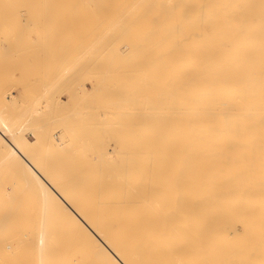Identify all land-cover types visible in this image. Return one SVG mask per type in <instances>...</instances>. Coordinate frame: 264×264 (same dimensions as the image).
<instances>
[{
  "label": "bare ground",
  "instance_id": "6f19581e",
  "mask_svg": "<svg viewBox=\"0 0 264 264\" xmlns=\"http://www.w3.org/2000/svg\"><path fill=\"white\" fill-rule=\"evenodd\" d=\"M68 2L66 3L65 0H27L26 4L35 6V8L39 7V9L41 7L48 8L47 5L63 6L66 4V6L69 5V8L72 5L75 10L76 8L79 10V8L84 7V9L86 8V10L83 9L85 12H87L88 8L89 12H92L90 9L93 11L99 10L100 13L101 11L103 12L101 14L98 12L100 15H105V18L102 15L100 19L98 18L100 16H97L98 21L95 22L93 15L96 12L90 13L91 17H89L92 21H89L88 16H86L87 18L84 17L85 14L89 15V12H87L83 14L84 19L86 18L85 21L82 22L78 18L80 14L76 17L79 20L75 21L74 14L76 15L80 10L76 12L73 9L74 14L71 10V16L68 17L69 19H71L72 15L74 17L71 20H66L68 24H74L75 28L79 23H69L73 18L74 22H82L80 23L82 28L84 27V22V25L89 23L86 25L89 30L85 26L87 34H81L85 32V29H82L84 31H77L81 36L78 34L76 37L75 35L77 40L72 37L75 44L72 43L74 45L72 50L76 49V52L79 51L77 54H80L81 50L79 48L81 49L82 47V52L85 47L89 48L86 49L87 56L85 51L87 58L83 57L87 59L86 61L81 59L84 52L83 55L81 52L80 57L75 54L76 58L79 57L80 59L78 60L85 62L86 65L78 60L77 62L79 63L75 62L76 60L71 55L75 51L70 50V56L68 55L69 58L72 57L74 59V63L71 62L70 64L74 65L77 63L76 67L78 65V70L73 65L71 68L72 70L74 68L77 76H79L78 72H80V69H83L80 72L82 83H85L84 80L86 81V78L91 76L90 73L92 74L101 68L98 71L99 73L95 72L97 75L99 74L100 79H97L96 74L94 77L93 75L91 76L92 78L90 77V85L94 93L90 89L92 95H89L90 92L88 91V100L94 95L91 101L93 104L96 102L94 101L96 99V89H93V87H97L98 93L100 92L99 86L102 88L101 91L104 92V88L110 87L113 89L118 82L122 83L118 84L119 87L123 85L120 88L117 87L118 90L124 86L126 87V85L127 89L130 86L135 88L128 89V92L125 88L126 90H124L125 92L123 91V94L129 93V96H131V98L128 97L129 100H126L125 103L122 99L124 97L125 101L127 94L123 95L121 99V95L116 96V93H118L116 91V97H114L113 92L116 88L108 91V96L112 92L113 98L120 102L122 100L123 109L120 107L119 101H117L119 102L117 104L120 106L118 107L114 103L118 107L114 108L113 101L110 100L111 97L108 99L106 96L107 89L104 92V97L106 96L105 99H107V101L105 100L106 103L100 101L103 95L101 96L97 93V97L99 96L97 99H99L98 101L103 107L109 104L113 105V114L114 112L117 113V109L121 108L119 109L121 116L117 115L119 113L115 115L119 117H117L118 119L116 118L117 122L126 123L128 121L127 125L125 123L124 126L122 124L118 125L119 127L122 125V128L127 127L126 133L128 134H125L123 132L125 129L121 132L116 126L119 122L115 123L116 119H114L113 115L115 122L113 123L111 119L112 126L116 124L114 127L118 128V131H116L117 136L121 137V139L123 136L126 137L122 139L123 141L125 139L128 140V142L125 140L124 143L125 145L127 142V146L122 145L121 148L125 155L122 152L121 154L118 153L121 150L119 143L117 144L116 142L114 144L115 146L120 145L119 147H113V149H116H114L116 155L117 153L118 155H123V157L121 156L123 162H121V157V160H118L122 164L117 163V165L113 164L115 163L113 162L108 165L109 161L106 160L107 165L105 162L106 166H103L102 162L104 159L98 160L105 149L101 143L106 148L108 147L105 145L108 140L105 142L104 138L103 141L105 143H103L102 137L98 133L101 130L98 128H105L110 119L105 122L103 121L104 118H112V116L108 115L103 118V115L107 114L103 113L105 108L100 105L103 109L102 118H100L98 102H96L98 105H93L94 107L98 106L97 108L89 105V107L91 106L94 109L92 111L88 110L90 112L88 115H91L95 110L99 118L102 119L95 120L98 117L95 115L94 124L96 121H100L102 124L103 122L104 124L106 123V126L103 124L105 127H102L99 126L101 123L98 124L96 122L98 125L96 126L98 129L96 135L97 137L98 135L100 136L101 139H99L102 142L99 143L100 141H97L99 139L94 140L99 148L102 149L95 151L94 147V152L98 153L101 151V155L98 153L97 156L100 157L93 158L98 162L100 161V165L103 166L101 169L106 168V171L99 169L101 173H90L89 171L88 174L87 172H71L68 169L73 170L77 166L67 165L51 166L49 167L51 169V171L49 170L50 172L43 169L45 167L41 169L38 160L36 161L33 158L29 151L30 149L26 148L25 140L19 135L24 129V123L22 125L12 124L9 120L10 117H7L3 112L5 105L0 108V147L14 161L19 162V165L23 166L25 174L29 176L31 183L42 188V199L50 205L51 216L59 215L72 222L73 227H71L72 229L69 228L68 232L71 233L73 229L76 231L78 242L92 251V255L98 264H264V0H69ZM41 3L42 6H40ZM20 5H22L20 0H12V2L0 0V8L8 11L20 10ZM55 6L53 8H56V12L58 10L62 12L60 9L57 10L58 7ZM68 7L65 8L66 12L70 10H68ZM65 9L63 10L65 11ZM49 10L51 9L48 8L45 11L47 16H45L44 12L42 14H44L45 18L50 17L48 20L51 22L58 23V14L56 17V12L51 10V15L48 12ZM83 10L81 11L82 13ZM112 10H115V12H112ZM108 12L113 14L107 15ZM54 14L58 19L57 21ZM45 18V23H47L48 20ZM51 19L54 20L52 21ZM87 19L88 22L86 21ZM49 22L46 25L50 29L51 26H56V23H52L55 26L52 24L50 26ZM45 23L43 24L45 25ZM43 24L38 23L36 26H42ZM44 28H42L44 31L50 32L48 28ZM33 29H29V31ZM65 32L67 33V31ZM89 32L90 34H88ZM40 33L42 32L39 31L38 34ZM91 33L95 34V36ZM43 34L46 35L45 32ZM86 35L88 37L93 36V39L90 37L92 40H88V44L85 45L86 39L84 37ZM50 36L48 34V37ZM120 39H123V46L122 43L119 45L118 40ZM75 41H79V47ZM82 43L83 46L81 45ZM63 44L67 46L66 42ZM112 44L114 46L117 45L116 48ZM111 45L119 52H116ZM119 46H121V49H119ZM98 47H100V50H98ZM105 47H107V50L110 48V50H108V54L106 52V55H104L106 57L107 55H112L115 58L112 59L111 56H108L109 58L101 57L103 59L101 61L100 56H103L102 52L104 51L101 52V55L97 51H101V48L105 50ZM90 48H96V52H94V49L91 50V53L93 51L92 59L99 55L96 58L97 62H95L97 66L95 63L93 64L94 61L88 56ZM113 51L116 53L112 54ZM14 53L17 52L14 51ZM61 53L65 52L61 50ZM118 53L123 54L120 55ZM75 55L73 54V56ZM120 56L125 57L124 59H127V61L123 59V62L119 61ZM130 56L133 58L131 59ZM66 58L64 57V59ZM116 58H118L119 62ZM109 59L112 62L115 61V65L117 62V65H120L119 67L122 66L121 62L124 63V66L125 64L126 66L131 64V66L126 67L128 70L132 67L131 71H128L131 72V76L128 77V72H126L128 75L124 73V76L123 72L126 69L124 68L122 72L119 68L123 78L121 80L120 76H118V82L115 81L117 78L115 75L112 76V71L114 74L117 65L115 67L112 66L114 68L109 73L107 67L112 64ZM87 61H90L96 67L95 71L94 68L93 70L91 69L92 65H87L90 64ZM99 61L106 66L105 71L107 70V72L102 70L104 67L102 63H98ZM80 63L83 65L82 67ZM98 65L100 68H97L99 67ZM86 66L90 67L87 70L94 72H88L87 75ZM61 68L59 67V70H62ZM117 71H115L116 74ZM102 72L107 77L102 75L101 78L100 74ZM75 73L73 80L78 78L75 77ZM107 73L111 75L110 77H113L112 79H114L113 81L116 84L112 82L111 78L109 79L112 83L110 82L108 79L109 74ZM55 74L57 75V73ZM122 74L117 75L122 77ZM57 77L55 81L58 79ZM66 77H62L64 81L61 78L64 85L67 83ZM103 77H106L105 81ZM80 78L77 81L80 82ZM98 80L103 81L102 83L104 84L101 83L100 85ZM107 80L111 84L107 83ZM123 80L129 81L123 83ZM113 84L116 86H111ZM133 84H136V86H133ZM73 86L75 87V85ZM82 86L85 85L83 84ZM85 89L86 86L84 87ZM84 90L83 93L85 94L86 90ZM79 92H82V90L78 91L77 94L74 93L73 96L79 95ZM46 95L48 94L46 93ZM43 97L45 96L43 95ZM74 98L79 101L78 97L74 96ZM133 100L139 102H137L140 104L138 110L135 107L137 104ZM83 101L82 99V105L76 103L81 106L78 105L82 110H84L83 108L86 104L88 105L91 102H86L84 105ZM128 101L132 102L134 109L129 107L130 105L125 106ZM104 103L108 105L104 106ZM53 107L55 106L53 105ZM78 107L76 105V108ZM126 107L131 110L128 108L129 113L126 111L128 115L123 116L120 110H123L124 113V110L127 109ZM80 108L78 111H82ZM107 109L108 107H106L105 113L108 112ZM111 112L110 110L108 113L112 114ZM85 113L86 117L87 114ZM93 114L95 113L93 112ZM92 116L91 119H93ZM89 117H86L88 121ZM121 117L122 119L120 120ZM125 117L129 119L127 120ZM77 118L79 117L77 116ZM81 118L76 120V122L79 120L78 124H76L78 126L87 124L88 126L89 122L84 119L83 115ZM83 119L84 122L86 120V124L80 122ZM130 119L134 121L129 122ZM76 124L72 127L74 128ZM111 124L109 122V126L105 129L108 128L107 132L111 130L112 136L115 131L111 129ZM91 125L93 127L92 123ZM81 127L79 126L78 128ZM114 127L113 129L116 130ZM90 128L88 127L87 132L84 133L87 137L93 132L88 130ZM74 129L76 133L79 130L77 127ZM105 129L104 132L102 129L101 134L106 133ZM47 130L49 131V128ZM84 130L81 129L78 133L83 135ZM74 131L72 132L74 133ZM137 131L139 132L137 133ZM57 133H60V131ZM73 133L71 134L70 132L71 137L74 139ZM87 133H90V135ZM121 133L124 134L120 136ZM48 134L46 132L45 135L48 136ZM106 134L108 135V133ZM91 136L93 139V133ZM108 136L109 138L111 137L110 135ZM68 138L70 137L68 136ZM75 138L74 144L72 143L71 145L70 141L69 148L73 145L77 146V151H75L76 148L73 146L75 149L72 153L75 151L76 155L74 154V158L78 160L75 156L82 157L80 154L84 151H86V156V153L92 149V147L89 149L86 146L89 147L93 141L88 137L89 140H86L89 145H86L85 141L84 150L82 151L80 150L82 148L80 147L81 144L77 140L78 137L76 136ZM119 139L117 138L116 141ZM113 141L115 142V138ZM52 142L58 143L56 138ZM78 146L80 147L79 150ZM85 147L89 150L88 152ZM78 151L81 152L77 154ZM40 153L42 154V151ZM49 153L47 154L50 155ZM105 154L103 156L108 157ZM34 156L36 157V155ZM85 156L83 159H79L80 164L85 160ZM117 159L118 157L116 161ZM52 160L50 159L51 162ZM86 161L83 163L85 167L88 164L87 162H89ZM96 161V164L92 163L93 161L91 162V164H94L93 167L92 165L89 166V164L87 167L94 168L98 164ZM83 166L81 167L86 169ZM99 167H96V169ZM63 169L67 170L63 171ZM87 170L89 169L87 168ZM42 234V236H47L49 232L43 230ZM44 264L51 263L45 262Z\"/></svg>",
  "mask_w": 264,
  "mask_h": 264
},
{
  "label": "rangeland",
  "instance_id": "374dc122",
  "mask_svg": "<svg viewBox=\"0 0 264 264\" xmlns=\"http://www.w3.org/2000/svg\"><path fill=\"white\" fill-rule=\"evenodd\" d=\"M8 1L9 2H12V0H6V2H8ZM39 1H42V0H39ZM65 1H66V3H69L68 2L69 0H65ZM20 2L22 3V5H20V10H13V11L10 10V11H8L6 9H1L0 8V108H3L2 106L5 105L4 106L5 109L3 110V112H4V114L7 117H10L9 120H10V122L12 124L22 125L24 123L23 126H24V129L25 130L22 129V131H21V133H19V135H21L22 136V139L25 140V142H26V148L30 149L29 151H30L31 155L33 156V158L36 161L38 160V163H39L41 169L43 167H45L43 169H46V171L50 172L51 169L49 167H51V166H54V165L55 166L56 165L66 166L67 165V166H77L76 168H78V169H76L75 167L73 168V170L72 169H70V170L68 169V171H71V172H80V173H83V172L86 173L87 172V174L89 172L90 173H92V172L93 173L94 172L95 173H101V170L102 171H106V168L105 167L101 169V167H103L105 165V162H106V165H107V161L106 160L109 161L108 162V165H109V163L111 164L113 162H115L113 164H117V163L123 162V158H122L123 155H118V153H120V154H121V152L123 153V151H122L121 148H122V145H124L125 140H127V139H125L123 141L122 139H124L126 137L123 136V138L121 139V137L117 136L116 131H118L117 130L118 128L121 130V132L123 131V129H125L123 132L125 134H128V133H126L127 132L126 131L127 127L126 128H122V127L128 122L127 120L129 118L125 117L127 119V120L125 119L127 121L126 123L124 122L125 124L123 122L120 123L121 121H118L119 124H117V125L116 124H113V126H112V124H111L112 122L113 123L115 122L114 119H116L119 115L121 116V114H120L121 112H119V109H121V108L117 109L118 110L117 113H119V114H117L115 112L113 114V110H112V109L118 108L120 106L119 104H117L120 101L119 100H116V98H113L112 92L108 96V91H110V89H112V88H110V87L107 88L106 87V88H104L105 89L104 92L107 89V91H106L107 92V95L106 96L108 97V99H109V97H111L110 100L113 101L112 104L114 106L116 104L118 107L115 106L114 108H112L113 105H110V104L109 105L106 104V105H108V106H106L105 103H106L107 99H105L106 96L104 97V95H105L104 92L101 91V89H102L101 86H99V88H100V92L102 94L100 92L98 93L97 87L96 88L93 87V89H96L97 90V91L95 90L96 99H94V101L98 102V104H99V109H98V110H100V111H98L99 112V116H100V118H102V110L103 109L101 108L102 104H100L99 101H98L99 99H97L99 97V96L97 97L98 94H100L101 96L103 95L101 97L100 101L102 103L105 102L104 103V106L108 107V109H107L108 112H110V110L112 111L111 112L112 114H109L108 112L105 113L106 107H103L102 106L103 108H105L104 111H103V113L104 114H107V115H103V118L105 116H108V115H110V116L113 115L115 117V118L113 116H112V118L107 117L106 119L104 118L103 121L108 122V120L110 119L109 122L111 124L110 125L111 126V129L113 131H115V132H113V131L112 132L117 137H115V136L113 137V135H114L113 133H112V136H111V132H110L111 130L109 132H107L108 128L105 129L106 127L109 126V122H108V125L107 126H106V123L104 124V122H103V124L106 126L105 127V126H103V124L100 121L99 122L96 121L98 124H100V123L102 124V125L100 124L99 126L105 127V128H98V129L101 130V132H102V129H103V132H104V129H105V132L108 133V135H110L113 138V140L115 138V142H114L113 140H111L112 138L110 137L111 138L110 139L109 136L106 133H104L105 134V137H104V134L103 133L101 134V132H98V129L96 128V126H98V125H97L96 122H95V124H96L95 125L94 124V121L95 120H102V119L99 118V116L96 114V111L95 110L93 111L95 114H93V112H92L91 115H88V113H90V112H88V110L92 111L94 108H97L98 107V106L97 107H94L93 105L96 106L98 104L96 102H94V104H93V102L91 101L92 98L94 97V95H93V97L91 96V99L90 100H88L89 97H87L88 96L87 93H88V91L90 92V89L92 90V86L90 85V77L92 75L94 77L95 74L97 75V73H95V72H98L101 69L100 66L98 65L99 67H97V68H100V69H98V71H97L95 69L96 67L94 65H92V63L90 61H87L88 63L90 62V64H87V65H89V66L92 65L93 67L91 69L93 70V68H94V71L95 70L96 71L94 72L92 70H89L90 67L89 66H86V70H87V68H89L88 69L89 71L88 70L87 71L85 70L86 73H87V75H88V72L90 73L91 71L94 72V73H92V74L90 73L91 76L89 75L90 77H88V78H86L87 76L84 77V78H86V81L84 80L85 83H82L83 82L82 81V78H80V77H82V76H80L81 75L80 72L83 71V69L82 70L80 69V72L77 71L79 76H77V74L75 73L76 71L74 70V68L76 70L79 69L78 68V65H77V67L75 65L81 61V60L79 61L78 59H80L79 57L81 56L82 47L80 46L81 49L79 48V50H81L80 51V54H77V53H79V51L76 52V49L75 50H72L74 48L72 46L75 45L74 44V40H72V37H73V39L77 40L75 38V35L77 37L78 34H79V36H81V34H87L86 33V30L87 29L89 30V28L86 25H88L89 23H86V25H84V23H85L84 22L83 23V26H84L83 28H82V24H80V23H82L83 21H85V19L87 18L86 16H88L89 21H92V20H90V17H91L90 15L92 14V12H94V13L96 12L95 13V15H96L99 12V10L96 11L94 9L95 11H93L92 9H90V11H92V12H89V10L87 8V12H89V15H88V14H85L87 12L84 11V10H86V8L84 9V7L83 8H79L80 12L84 9L83 10V13L82 12L80 13L79 10H77L78 8H76V10H75L74 7H72V5H70L71 8L68 7L69 5L66 6V4L63 5L64 7L61 6V5H56V6L53 5L55 7H58L57 10L58 9H60V11L62 10V12H59V10H58L57 11L58 13H57L56 10H55L56 8H53L52 5H47V7L49 9L54 10L56 12L55 13L56 14V17H57V14H58V18H59V22H58L59 25H57L58 23L51 22L50 20H48L50 17H46L47 20H48L47 23L49 21L51 22V23L49 22L50 26H51L52 23H54V24L56 23V26L54 24H52L55 27L51 26V29L53 28L52 31H51L50 27L46 25L47 23H45L46 20H44L45 16H47L46 15L47 13L45 14V11L48 8L45 7L46 10L43 7H41L40 9H39V7L38 8H35V6L33 7V6H30L29 4H26L27 0H20ZM40 6H42V3L40 4ZM51 6H52L53 9L50 8ZM67 7H68V10L70 9L68 11L69 14H68V12H66L67 10L65 9ZM42 8L45 11H43ZM63 9H65V11ZM73 9L76 12L78 11L79 13H76L75 12L76 13V15H75L74 12H73ZM51 10H49L48 12L52 15ZM71 10H72V12H73V14L75 16V21L81 19L82 22H80V21L74 22L73 21L74 18H73V20L72 21H69V23H75V24L76 23H79V25H81V26H79L77 24V26L75 28L74 27L75 26L74 24H72L73 25V27H72V25L68 24V21H66V20H71L72 17H74L73 15H72V17H70L71 19H69V17H68V16H71L70 15ZM54 11H53V13H54ZM43 12H44L45 16H44V14H42ZM112 12H115V10H112ZM40 13H41V15H40ZM99 13L96 16L93 15L94 18L92 16V18L95 19L94 20L95 22L98 21L97 16H100V17H98L100 19L102 17V15H103V14L100 15L101 13H103L102 11H101L100 14ZM104 13H106V12H104ZM108 13H107V15H110V14L112 15L113 14V13H110V12H108ZM50 14H48V15L50 16ZM55 14H54V17H55ZM79 14L82 15V16H80ZM83 14H85V16H84V17H86L85 19L83 17ZM114 14H116V13H114ZM31 15L34 16V17H32ZM42 15H43V17H42ZM78 15H79V17H78L79 19L76 18ZM35 16H36L37 19L35 18ZM41 17L43 18L44 21L42 20ZM103 18H105V15H103ZM38 19H39V21H38ZM88 19L86 20L87 22H88ZM55 20L57 21L58 19L56 18ZM37 21H38L39 24L45 23V25L47 27L44 24L43 25L45 26V28H48L49 27L48 28V31L50 30V32H46L47 30L44 31L42 29V28H44L43 25L42 26L41 25L36 26V25H38ZM33 22H36V23H33ZM57 26H58V29H57ZM85 26L87 27V29H85ZM38 27H42V28H38ZM29 29H33V30H30L29 31ZM37 29H38V31H37ZM72 29L73 30H76V31H73ZM82 29H85V32L84 33L82 32V31H84ZM28 31L30 32V34H29ZM39 31H41L42 33L38 34ZM65 31H67V33ZM77 31L82 32V33L80 34ZM44 32L46 33V35L43 34ZM75 32H76V34H75ZM48 34L51 35V36L48 37ZM67 34H69V35L67 36ZM88 34H90V32ZM91 34H93V33H91ZM93 36H95V34H93ZM93 36H89V37H88V35H86L85 37L83 36L86 39V41H85L84 44L85 45L88 44V40H92L93 39ZM2 37H3V39H2ZM83 37H82V39H84ZM90 37L92 39H90ZM64 38H66L67 40L64 39ZM82 39H80V40H82ZM120 40H118L119 41V45H121V43L123 42V39H120ZM23 42H24V44H23ZM48 42H49V44L50 43H52V44L49 46ZM64 42L67 43V46H66V44H63ZM75 42H77L76 45L79 47V45H78L79 44L78 43L79 41H75ZM80 42H82V41H80ZM68 43H70V44H68ZM47 44H48V46H47ZM81 45L83 46V43ZM112 45H111V47L114 46V45L113 46ZM123 45H124V43H122V46ZM116 46L117 45H115L114 47L116 48ZM65 47H67V48H65ZM114 47H113V49H114ZM120 47L121 46H119V49H121ZM102 48H101V51H97L98 53L100 52L99 55H101L103 53V56H100V59H101V57L102 58L103 57L105 58L106 57L105 56L106 55V52L108 54V50H110V48H108V50H107L106 49L107 47H105V50H107V51L103 50ZM86 49H89V48H86V47L84 48V50H83L84 55H83V52H82V55L83 56L81 57V59H83L84 61L87 60L86 59L87 58L86 57L87 56V50ZM93 49L90 48V50H89L90 53H91V50H93ZM119 49L117 48V50H119ZM61 50H62V52L64 51L65 53H61ZM70 50L75 51V53H72L71 54L72 57H74V59L76 60L75 62H77V60L79 61V62H77L74 65L72 64L73 66H75L73 68V70L71 69L73 66L70 63L71 62L74 63V59H72V57H70V58L68 57V55L70 53ZM77 50H78V48H77ZM95 50H96V48L94 49V52H96ZM98 50H100V47H98ZM14 51L17 52V53H14ZM85 51H86V56H85ZM102 51H104V52H102ZM116 52H119V51H116ZM116 52L113 51L112 54H114ZM90 53L88 54V56H90V59H92L91 57H93V56H91V55L93 54V51H92L91 54ZM109 53L111 54L110 51H109ZM120 53H118V54H120ZM73 54L74 55L76 54L78 56L80 55V56L79 57L77 56L78 58H76V55L73 56ZM122 54H120V55H122ZM99 55L96 56V57H94L95 59L94 58L92 59L94 61L93 64L95 62H97L96 61L97 60L96 58L99 57ZM84 56L86 58H83ZM108 56L109 57L111 56L112 59L115 58V56L113 57L112 55H107V57ZM64 57L65 58L67 57L68 59L67 58L64 59ZM124 58L125 57H121L119 59V61H122V59L124 61H127V59L125 60ZM132 58L133 57H131V59ZM69 59L72 60V61H70ZM117 59L118 58H116V60ZM106 60L108 61V59H106ZM109 60H111V59H109ZM21 61H23V62H21ZM101 61H103V59H101ZM104 61H105V59H104ZM109 62L111 63L112 60L109 61ZM113 62H112L113 65L109 63L110 64V67L109 66L107 67V70L109 71V73L112 71L111 69L114 68L118 64L116 62V65H115V61H113ZM122 62H121V64H122L123 67L122 66L119 67L120 65H117L115 67L114 74H113V71H112V76L115 75L116 78H117L115 81L119 80L118 79V76H120V79H121V78H123V74L124 73L126 74V72L131 71L130 69H132V67L129 68V70H128V68H126V67L131 66V64H129L127 66L125 64V66H124V63H122ZM81 63L86 65V63L83 62V61H81ZM98 63L101 64L102 62L100 63V61H99ZM107 63H106V65H108ZM82 64H81V67L83 66ZM96 64L97 63H95V65ZM102 65H103V63H102ZM112 66H114V67H112ZM59 67L60 68L62 67L61 68L62 70H59ZM66 67H67V69H66ZM79 67H80V65H79ZM103 67H104V69H102V70H104V72H107V70L105 71V67L106 66L103 65ZM116 68H118V69H116ZM119 68L122 70V72H123L124 68L127 71L124 70V72L122 74V72H121V70H119ZM64 70H65V72H64ZM117 70L119 71V73H118ZM115 71H117V74H120L121 73L122 74V77H121V75H117ZM60 72H62V74H60ZM55 73H57V75ZM74 73L76 74L75 77H78V78H75L73 80ZM109 73H107V74H109ZM125 74H124V76H125ZM128 74H129L128 77H130L131 76V72H128ZM128 74H126V75H128ZM98 75L96 76L97 79L99 78ZM100 75H101V78H102L103 72ZM47 76H48V78H47ZM63 76H64V78L66 76L68 77V79H67V77L65 79L67 81V83H65V85L63 84L64 83L63 82L64 79L62 78ZM83 76H84V74H83ZM103 76H106L107 77V75H103ZM110 76L111 75L109 74L108 79L109 78H111V79L113 78V77H110ZM56 77L58 79L55 81ZM106 77H103V79L105 78L104 81L106 80ZM61 78H62L63 81L61 80ZM79 78H80V82L81 83L79 81H77ZM126 78H124V79L126 80ZM113 80L114 79H112V82H114ZM125 80H123L124 81L123 83H127L129 81V80H127V82H126ZM72 81H74V82H72ZM98 81L100 82V85L103 82V81L101 82L100 80H98ZM52 82H54V83H52ZM106 82L109 83L108 80ZM110 82H111V80H110ZM50 83H51V86H50ZM111 83H109V84H111ZM83 84L86 86V89H85L86 92H85V94L83 93V90H84V87H85V86H82ZM102 84H104V83H102ZM114 84H116V83L114 82ZM114 84L111 85V86H113V87L116 86ZM118 84H122V83L121 82H118ZM118 84L115 87L117 90L115 88H113V89H115L114 92H113V94H114V97H116L118 95H121V99H122V97L124 95L123 94V91L127 89L126 88L127 85H126V87L124 86L122 89H119L118 90V88H120L121 86H123V85H121L119 87ZM31 85H32V87H30ZM42 85L44 87V89H43L44 91L42 90V88H43ZM73 85H75V87ZM105 85L107 86L108 84H105ZM80 86H82L83 88L80 87ZM133 86H136V84H133ZM132 88L133 87H131V86L128 87V89H132ZM25 89H26V91H25ZM128 89H127V92H128ZM73 90H74V92H73ZM81 90H82V92H79V95L82 96V94H84L85 97L84 96L80 97L79 95H77V96L74 95L75 97H78V99L80 97L79 101H77V98H74L73 94L74 93L77 94V92L78 91H81ZM92 91L94 93V90H92ZM92 91L89 93V95L92 93ZM115 91L118 92V93H116L117 94L116 96H115ZM119 91H120V93H119ZM42 92H44V93H42ZM46 93L48 95H46ZM58 94H59V96H58ZM43 95L45 97H43ZM10 97H12L13 99L10 98ZM125 97H126L125 98V101H124V97L122 99L124 103L126 102V100H129L128 97L131 98V96H129V93ZM50 99H51L52 102L50 101ZM63 99H64L65 102L63 101ZM82 99L85 101V102L83 101L84 105H85L86 102H90V101L92 102V103L90 102V104L88 103V105L86 104L85 105V106H87L86 108L83 105L84 108L83 107L82 108L85 110L86 113L84 112V110H82L80 108L81 107L80 105H82L81 104ZM114 99H115V101H114ZM122 100H121L120 104L123 103ZM117 101H119V102H117ZM48 102H49V104H48ZM134 102H136V101H134ZM137 102L135 103V104H137L135 107H137V110H138V106L140 107V104H138L139 102L138 103ZM52 103H54V104H52ZM76 103H80V105L79 104H76ZM131 104H132V102L131 101H128L125 104V106L126 105L127 106L130 105L129 107L133 108L132 107L133 104L132 105ZM53 105L55 107H53ZM76 105H77V107H78V105L80 107L76 108ZM89 105H92L94 108H92L91 106L89 107ZM109 106L111 107L110 110H109V108H110ZM36 107H37V109H36ZM120 107H122V109H123L124 104H121ZM7 108H9V109H7ZM79 108L82 111H78ZM128 108L126 110H124L125 111L124 113H123V110H120V111H122V115L123 116H127L128 115L126 111H128V113H129V110H131L130 108L128 110ZM75 110L78 111V112H76ZM80 112H82V113H80ZM83 112L85 114H87L88 116H90L89 117L90 118L89 121L86 118L88 116L86 115V117H85V115H84ZM136 113H138V112H136ZM92 114H93V116H92ZM116 114L118 115L117 117L115 116ZM82 115L84 116V119H86L89 122L88 123V126H87L86 120H85V122H84V119L82 121H80L81 123L86 124L84 126L79 125L80 127L82 126L85 130L82 127L81 128H78L79 126L77 124H78L79 120H78V122H76L77 119H79V118L82 119L81 118ZM95 115H97L98 117H96L97 119L94 120ZM74 116H75V118H74ZM77 116L79 118H77ZM91 116H92L93 119H91ZM48 117H50V118H48ZM122 117L120 118V120L122 119ZM132 117L134 118V116H132ZM25 119L26 120L28 119V120L26 121ZM117 119H116V122L115 123H118L117 122ZM92 120H93V122H91ZM125 120H123V121H125ZM137 120H138V118H137ZM130 121H131V119L129 120V122ZM132 121H134V120L132 119ZM25 122H27V123H25ZM90 122L93 124V127H92V125H91ZM81 123H79V124H81ZM75 124H76V126L74 128L77 127V129H79L78 131H81V129L84 130V132L82 131L83 133L81 132L83 135L79 134L78 131H77V133H76V131H74L75 129L72 126H74ZM120 124H122L123 126L121 125V127H119L118 125H120ZM115 125L118 126V128L114 127ZM137 125H139V124H137ZM26 126H28V127H26ZM69 126H71L73 129L71 127H69ZM88 127L89 128L90 127L93 128V129L92 128L88 129L90 131H93L92 132L93 133V136H94L93 139L91 138L92 137L91 136L92 133L90 132L91 135H90V133L89 134L87 133L88 135L91 136V137L90 136H88V137L92 139L93 143L96 142V141L94 142L95 139L97 140V139L100 138L99 135L97 137V135H96L97 132L100 133V135L102 137V141H103L104 138H105L104 139L105 142H106V140H108L109 143L107 142L108 144L107 143L105 144V145L108 146L107 148H106V146H104V144L101 143L102 142L100 140L101 138L99 140H97V141H100L99 143H101V145H103L102 147H105V149L103 148L104 150L102 151V156L104 155V153H106L105 155H108V157L107 156L106 157L103 156V157H105L107 159L103 158L102 156H101L102 158L100 156H97L98 153H99V155H101L100 154L101 151L98 152V153L94 152V147H95V151H99L101 149L97 145V142L95 144H93L92 142H91L92 144L90 142H88V143H90V146L89 147L86 146V147L89 148V149L92 147V149H90V151H91L90 152L85 147V149L87 150V152L89 151L88 153H86V156H85V152L86 151H84L83 153L80 151L81 152L80 156H82V157L75 156L76 158H78V160L74 158V154L76 155L75 151H77V146H74L73 145L76 149L73 148V146L69 148V146H70V144L72 145L74 139H76L75 137L77 136L78 137L77 140H79V143L81 144L80 147H82L80 150L83 151L84 150L83 149V146L85 145L84 144L85 141H86V145H89V144H87V140H89V139L86 136V134L84 135V133L87 132V128ZM113 127L116 130H114ZM137 127H139V126H137ZM48 128H49V131L47 130ZM54 129H55V131H54ZM137 129H139V128H137ZM50 130H52V132H50ZM59 131H60V133H57ZM72 131H74V133ZM46 132L49 133L48 136L45 135ZM70 132H71V134L73 133V136H75L74 139H73V137H71ZM138 132L139 131H137V133ZM50 133L51 134L53 133L52 134L53 137L51 136ZM124 133H121V135L120 134H118V135L122 136ZM74 134H76V135H74ZM78 134H79V136H78ZM19 135L17 134V136H19ZM44 136H45V138H44ZM63 136H65L66 138L65 137L63 138ZM68 136L70 138H68ZM85 136H86V138H85ZM59 137H60V139H59ZM46 138H48V139H46ZM54 138L57 139L58 143L52 142V140H54ZM117 138L118 139L120 138L118 140L119 142L116 141ZM109 139L111 140V142H110ZM77 140H76V143L78 144V141ZM120 140H121V143H123V144L120 143ZM70 141H71V143H70ZM104 141H103V143H105ZM41 142L43 143V145H42ZM48 142H49V144H48ZM116 142H117V144L119 143L121 145V147H120L121 150L117 149V150L120 151V152L117 153V155H116V151H114L115 148L113 149V147H119L120 145L119 146L118 145L115 146L114 144H116ZM127 142H128V140H127ZM127 142H126V144H128ZM36 143H38V144H36ZM45 144H46V146H45ZM36 145H38V146H36ZM41 145H42V147L43 146L44 147L42 148ZM65 145H66V147L67 146L68 147L66 148ZM101 145H100V147H101ZM32 147H33V149H32ZM80 147L78 146V150H79ZM44 148H45V150H43ZM74 149H75V151H74V153H72ZM40 151H42V154L40 153ZM80 152L78 151L77 154H79ZM111 152H113V153L111 154ZM47 153H49L50 155H48ZM83 154L85 156V160H83L82 161V164H80V160L83 159V157H84ZM34 155H36V157ZM96 157H100L101 158V159L100 158L99 159L97 158L98 160L104 159V161H103L104 163L102 162L103 166L100 165L101 164V163H99L100 161L98 162V161L95 160ZM117 157H118V159L116 161V158ZM120 157L122 158V161L121 162H119L121 160ZM93 158H95V159H93ZM50 159L51 160L53 159L52 162L50 161ZM90 159H93V160H90ZM43 160H45V161H43ZM86 160L87 161L90 160V161L87 162ZM73 161H76V162H73ZM78 161H79V163H77ZM84 161H86L89 164V166L92 165V167H93L94 164H91V162L93 161L92 163H95V161H96V162H98V164L100 165V167H99L98 164H97V166L95 165L94 168L91 167L92 169L89 168V167H87L88 164L85 167V165L83 164V163H85ZM81 166H83L86 169L88 168L89 170L86 171V169H83ZM96 167H99V168L96 169ZM22 169H23V166L21 164L19 165V162L14 161L9 156V154L6 153V152H4L1 149V147H0V264H44L45 262H49L51 264H56V263H64V264H98L96 262L95 258L92 255V251L89 248H87L85 245H83L82 243L78 242L76 231L73 229L71 233L68 232L69 228L73 227V225L71 224L72 222L69 219H67L68 220L67 221L65 217H61L59 215H56L55 217H52L51 216L50 205L48 204L47 201L45 202V200L42 199V191H41L42 188L40 186L37 187V185L34 184V183H31L30 182V179L28 178L29 176L26 175L25 174V170L24 169L22 170ZM99 169H101V170H99ZM65 170H67V169H63V171H65ZM43 230L48 231L49 232V235L42 236L43 235L42 234V231Z\"/></svg>",
  "mask_w": 264,
  "mask_h": 264
}]
</instances>
